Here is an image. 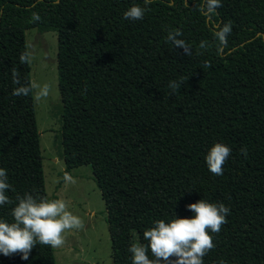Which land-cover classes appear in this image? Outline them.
Masks as SVG:
<instances>
[{
  "label": "trees",
  "instance_id": "1",
  "mask_svg": "<svg viewBox=\"0 0 264 264\" xmlns=\"http://www.w3.org/2000/svg\"><path fill=\"white\" fill-rule=\"evenodd\" d=\"M56 33L63 171L111 264H264V0H0V264H56L24 31Z\"/></svg>",
  "mask_w": 264,
  "mask_h": 264
},
{
  "label": "rangeland",
  "instance_id": "2",
  "mask_svg": "<svg viewBox=\"0 0 264 264\" xmlns=\"http://www.w3.org/2000/svg\"><path fill=\"white\" fill-rule=\"evenodd\" d=\"M39 137L44 188L49 202L51 245L56 264H111L105 211L88 166L63 171L61 102L57 89L56 33L24 31Z\"/></svg>",
  "mask_w": 264,
  "mask_h": 264
}]
</instances>
